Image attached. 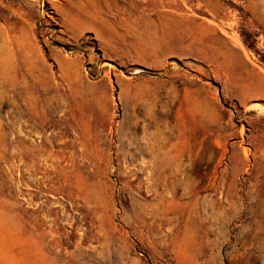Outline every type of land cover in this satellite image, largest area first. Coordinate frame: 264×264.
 I'll list each match as a JSON object with an SVG mask.
<instances>
[{"label": "rangeland", "instance_id": "1", "mask_svg": "<svg viewBox=\"0 0 264 264\" xmlns=\"http://www.w3.org/2000/svg\"><path fill=\"white\" fill-rule=\"evenodd\" d=\"M0 22V264H264V0Z\"/></svg>", "mask_w": 264, "mask_h": 264}, {"label": "crops", "instance_id": "2", "mask_svg": "<svg viewBox=\"0 0 264 264\" xmlns=\"http://www.w3.org/2000/svg\"><path fill=\"white\" fill-rule=\"evenodd\" d=\"M75 6H76V5H75ZM75 6H74V7H75ZM78 6H79V7H82V4H79ZM72 13H73V10H72ZM68 14H69V12H68ZM69 15H70V14H69ZM73 15H75V14H73ZM72 17H73L74 19H76L77 21L79 20L78 17H77V15L72 16ZM0 24H2V23L0 22ZM80 35H81V34H80Z\"/></svg>", "mask_w": 264, "mask_h": 264}, {"label": "trees", "instance_id": "3", "mask_svg": "<svg viewBox=\"0 0 264 264\" xmlns=\"http://www.w3.org/2000/svg\"><path fill=\"white\" fill-rule=\"evenodd\" d=\"M88 35H89V33L87 34V36H88ZM55 44H56V45H61L60 43H57V42H56ZM63 47L66 48V49H68L67 45H64Z\"/></svg>", "mask_w": 264, "mask_h": 264}]
</instances>
